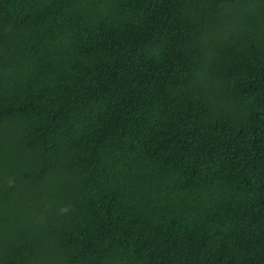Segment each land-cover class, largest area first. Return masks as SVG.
<instances>
[{
	"label": "trees",
	"instance_id": "obj_1",
	"mask_svg": "<svg viewBox=\"0 0 264 264\" xmlns=\"http://www.w3.org/2000/svg\"><path fill=\"white\" fill-rule=\"evenodd\" d=\"M0 264H264V0H0Z\"/></svg>",
	"mask_w": 264,
	"mask_h": 264
}]
</instances>
